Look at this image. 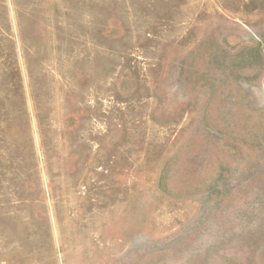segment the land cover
Listing matches in <instances>:
<instances>
[{
	"label": "rangeland",
	"instance_id": "rangeland-1",
	"mask_svg": "<svg viewBox=\"0 0 264 264\" xmlns=\"http://www.w3.org/2000/svg\"><path fill=\"white\" fill-rule=\"evenodd\" d=\"M0 264H264V0H0Z\"/></svg>",
	"mask_w": 264,
	"mask_h": 264
}]
</instances>
